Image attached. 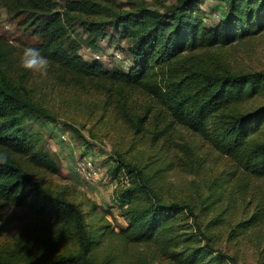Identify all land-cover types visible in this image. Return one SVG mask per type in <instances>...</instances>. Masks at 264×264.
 Returning a JSON list of instances; mask_svg holds the SVG:
<instances>
[{
  "label": "trees",
  "instance_id": "1",
  "mask_svg": "<svg viewBox=\"0 0 264 264\" xmlns=\"http://www.w3.org/2000/svg\"><path fill=\"white\" fill-rule=\"evenodd\" d=\"M60 1L3 6L38 38L34 47L48 58L45 75L58 95L75 108L89 101L88 116L123 126L126 154L144 147L146 158L115 153L107 169L120 181L118 230L91 200L43 184L59 168L29 125L46 127L54 116L34 71L19 64L22 51L0 43V202L28 216L0 241V264H239L217 247L224 239L255 248L264 264V71L238 70L228 56L230 47L264 38V0H210L221 6L218 20L201 8L207 0L131 1L128 9ZM83 34L103 57L111 55L101 41L123 42L116 50L129 65L84 60L76 38ZM179 129L200 144L170 140ZM176 169L193 178L180 197L161 185Z\"/></svg>",
  "mask_w": 264,
  "mask_h": 264
},
{
  "label": "rangeland",
  "instance_id": "2",
  "mask_svg": "<svg viewBox=\"0 0 264 264\" xmlns=\"http://www.w3.org/2000/svg\"><path fill=\"white\" fill-rule=\"evenodd\" d=\"M7 0H0V43L23 51L25 46L34 47L39 41L31 30H25L22 25V16L14 15L3 5H7ZM99 3H115L123 9H128L125 5L131 1L144 2L148 6H156V0H95ZM172 0H167L170 5ZM64 0L60 1L63 4ZM124 6V7H123ZM157 7V6H156ZM219 4L207 0L202 3L201 8L212 15L219 14ZM222 11V10H221ZM76 33L81 34V29L76 28ZM80 45L79 54L86 61L98 60L106 67L111 68L114 63L119 69H124L130 63L129 57L117 52V47H125L121 42L109 44L100 42L99 47L111 57H103L101 54L93 52L86 41V34L82 40L76 37ZM228 56L231 65L238 70L245 72L264 71V38H255L245 45L237 44L228 49ZM34 82L41 85V103L48 107L53 113L54 122L47 123L46 127H39L36 123L29 125L30 131L40 138L42 148L56 162L59 173L56 176L42 177V183L50 185L56 192H65L71 199L91 200L96 205L97 215L105 217L111 225L118 230L124 226V220L119 216V208L113 199V191L120 184L119 179L112 180L107 173V169L113 164L115 153H123L126 159H143L144 147H137L130 151L131 141L125 135L123 126H119L111 120L107 122H96L98 114L89 117L90 110L87 102L82 103L81 108H75L69 101H64L63 95L52 88V83L45 73L33 72ZM62 96V97H61ZM144 99L135 97L137 106L145 103ZM99 106V105H98ZM66 125H73L80 133V137L73 134ZM64 136V139L62 138ZM176 139L179 143L187 142L189 145L200 141L198 138L182 129L177 130L170 140ZM83 141L88 143L85 147ZM86 155L95 162L98 170V179L93 184H88L80 180L75 174V161L80 155ZM141 156V157H140ZM142 161V160H141ZM193 178L182 173L178 169L168 172L161 185L172 197L184 196L189 190ZM87 210L86 208H84ZM28 216L21 210H15L0 202V241L14 235L20 227L26 225ZM223 252L230 256H236L239 264H257L258 250L244 242L227 243L225 239L217 245Z\"/></svg>",
  "mask_w": 264,
  "mask_h": 264
},
{
  "label": "clouds",
  "instance_id": "3",
  "mask_svg": "<svg viewBox=\"0 0 264 264\" xmlns=\"http://www.w3.org/2000/svg\"><path fill=\"white\" fill-rule=\"evenodd\" d=\"M19 64L25 70L46 73L49 60L42 54L40 49L31 46H25L20 55ZM5 158L6 155L0 153V160Z\"/></svg>",
  "mask_w": 264,
  "mask_h": 264
},
{
  "label": "built area",
  "instance_id": "4",
  "mask_svg": "<svg viewBox=\"0 0 264 264\" xmlns=\"http://www.w3.org/2000/svg\"><path fill=\"white\" fill-rule=\"evenodd\" d=\"M218 15H213V20H218ZM64 139V136H62ZM75 174L76 176L85 183L93 184L98 179V170L95 166V162L92 158L86 155H80L75 161Z\"/></svg>",
  "mask_w": 264,
  "mask_h": 264
}]
</instances>
